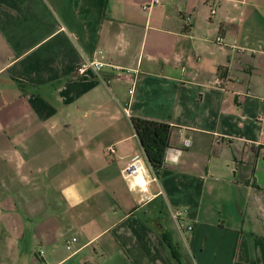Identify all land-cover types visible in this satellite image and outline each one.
Returning <instances> with one entry per match:
<instances>
[{"label": "crops", "instance_id": "crops-1", "mask_svg": "<svg viewBox=\"0 0 264 264\" xmlns=\"http://www.w3.org/2000/svg\"><path fill=\"white\" fill-rule=\"evenodd\" d=\"M152 1L0 0V264H264V0Z\"/></svg>", "mask_w": 264, "mask_h": 264}, {"label": "trees", "instance_id": "trees-1", "mask_svg": "<svg viewBox=\"0 0 264 264\" xmlns=\"http://www.w3.org/2000/svg\"><path fill=\"white\" fill-rule=\"evenodd\" d=\"M132 124L151 167L159 177L164 169L166 152L170 148L172 127L140 118H132ZM161 236L172 256L180 263V256L168 232L162 230Z\"/></svg>", "mask_w": 264, "mask_h": 264}, {"label": "built area", "instance_id": "built-area-1", "mask_svg": "<svg viewBox=\"0 0 264 264\" xmlns=\"http://www.w3.org/2000/svg\"><path fill=\"white\" fill-rule=\"evenodd\" d=\"M160 4L161 3L159 0H153L149 5L144 7V10H149L154 6H159ZM213 13H215V12L213 11ZM187 21L190 23L191 19H187ZM218 41L221 42L222 40L219 39ZM100 54H102V52H100ZM107 66H109V65L104 63V62L90 61L85 66H83L79 69V73L84 74L88 70H92L93 72H95V74H97L99 77H101V73L103 72V70ZM125 73H127L128 75H131V76H137L139 74L138 72H133L131 70H127ZM133 82H134V85H133L132 89L130 90L131 95L134 94V90H135V86H136V79L135 78H134ZM181 155H182V150L170 147L166 152V156H165V160H164V166L166 164L179 162ZM125 173H126L127 178H133V177L139 176L141 174H145V167H144L143 162L141 160H135L133 163H131L128 166V168L125 170ZM174 218L177 220L179 226L181 228H183V225L181 223L182 222V213L180 211H176L174 213ZM187 229H188V231H192L193 227L188 226ZM75 241L76 240L74 239L72 241V243ZM68 248L71 249V245H69ZM42 254H43V252H42Z\"/></svg>", "mask_w": 264, "mask_h": 264}, {"label": "rangeland", "instance_id": "rangeland-1", "mask_svg": "<svg viewBox=\"0 0 264 264\" xmlns=\"http://www.w3.org/2000/svg\"><path fill=\"white\" fill-rule=\"evenodd\" d=\"M8 202L9 200H5L4 203L1 204L0 206V241L3 240V229L2 227L7 223V215H6V211L8 210L7 206H8Z\"/></svg>", "mask_w": 264, "mask_h": 264}, {"label": "bare ground", "instance_id": "bare-ground-1", "mask_svg": "<svg viewBox=\"0 0 264 264\" xmlns=\"http://www.w3.org/2000/svg\"><path fill=\"white\" fill-rule=\"evenodd\" d=\"M142 175V174H141ZM142 184H144V181H143V179H142V177H139V179H138Z\"/></svg>", "mask_w": 264, "mask_h": 264}, {"label": "water", "instance_id": "water-1", "mask_svg": "<svg viewBox=\"0 0 264 264\" xmlns=\"http://www.w3.org/2000/svg\"><path fill=\"white\" fill-rule=\"evenodd\" d=\"M142 145V144H141ZM149 162V161H148Z\"/></svg>", "mask_w": 264, "mask_h": 264}]
</instances>
